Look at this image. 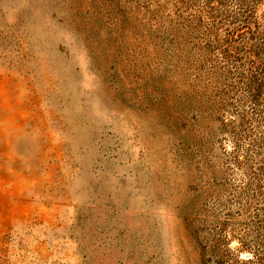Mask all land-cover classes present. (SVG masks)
I'll list each match as a JSON object with an SVG mask.
<instances>
[{"label":"rangeland","instance_id":"obj_1","mask_svg":"<svg viewBox=\"0 0 264 264\" xmlns=\"http://www.w3.org/2000/svg\"><path fill=\"white\" fill-rule=\"evenodd\" d=\"M214 6L0 0V264H264V0Z\"/></svg>","mask_w":264,"mask_h":264},{"label":"trees","instance_id":"obj_2","mask_svg":"<svg viewBox=\"0 0 264 264\" xmlns=\"http://www.w3.org/2000/svg\"><path fill=\"white\" fill-rule=\"evenodd\" d=\"M215 4H218V0H206V6L210 11H213ZM245 11L247 12L249 10L245 9ZM245 19L247 20L248 18L246 17ZM246 23H247V25H243V28H248V29L252 28L249 25V21H247ZM226 30H228V31L223 36L222 41L219 42L221 44L218 43L219 47H215V48H220V53H221L222 59L225 60L226 58H229L232 56L233 58H235L233 61L237 62V61L241 60L242 57H245L244 53L247 52L248 55H250L249 59L247 60L248 63L252 62V61L254 63L255 59L252 58L253 57L252 55L254 54V56H255L256 53L252 52L251 49L245 50L243 53H241V55L239 53L240 51H236L237 50V44H238L237 43V36L240 37L239 39L244 40V38H241L242 34H238L237 33L238 30H236V28L226 29ZM247 39L248 40L246 42H249L252 39V37H249ZM233 49L235 50V52L233 51ZM237 67L238 66H236V68ZM258 69H260V68H258ZM250 74L251 75L249 76L250 79L248 80L249 82H248L247 89L249 92L248 95H249L250 100L254 101L253 102L254 104H251L252 105L251 108L255 109V107H253V106H255V103H256L258 96L260 95V93L263 89V85H264V68L260 72V77H256V75H255V78H253V75H252L253 69H251ZM263 138H264V135H263ZM238 162L240 164L239 160H238ZM254 258L255 257L252 256V257H249L247 259H242V260H237V259L236 260L235 259L230 260L228 256H224V255L220 254V257L218 259L214 260V262L212 264H254V262H255ZM201 263L206 264L203 259L201 260Z\"/></svg>","mask_w":264,"mask_h":264}]
</instances>
